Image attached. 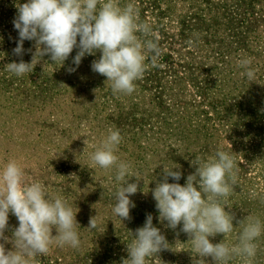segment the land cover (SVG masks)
I'll use <instances>...</instances> for the list:
<instances>
[{
	"label": "rangeland",
	"instance_id": "1",
	"mask_svg": "<svg viewBox=\"0 0 264 264\" xmlns=\"http://www.w3.org/2000/svg\"><path fill=\"white\" fill-rule=\"evenodd\" d=\"M25 2L0 0V167L15 159L26 180L42 182L49 196L65 197L77 211L81 240L78 249L54 244L31 264H122L149 213L170 248L147 264H195L201 258L180 231L182 224L172 230L160 221L151 190L163 179L164 166H180L178 182L184 185L195 171L191 161L217 150L236 161L237 184L225 198V210L235 219L231 233L210 241L232 247L243 228L238 221L252 216L264 223V0H120L138 9V22L151 26L150 38L161 49L156 66L145 61L131 95H114L111 82L92 71L99 52L86 55L73 73L67 68L76 67L75 49L63 66L46 56L32 73L17 77L6 71V64L20 60L13 55L18 40L13 19L17 3ZM24 49L23 60L31 62L27 50L34 51L33 42L25 41ZM243 58L252 60L254 81L241 75L237 61ZM109 129L120 130L117 155L140 178L130 197L136 205L130 220L120 221L112 212L119 187L114 170L90 162ZM91 217L98 227L89 231ZM9 225L18 226L11 213ZM256 243L252 264H264V233ZM229 264L243 261L234 256Z\"/></svg>",
	"mask_w": 264,
	"mask_h": 264
},
{
	"label": "clouds",
	"instance_id": "2",
	"mask_svg": "<svg viewBox=\"0 0 264 264\" xmlns=\"http://www.w3.org/2000/svg\"><path fill=\"white\" fill-rule=\"evenodd\" d=\"M16 8L13 26L18 40L13 55L20 60L6 64L5 68L17 77L32 73L46 56L51 63L63 66L75 49L72 64L76 67L67 68L73 73L86 55L99 52V58L91 63L92 71L111 82L114 95H131L135 82L144 76L145 61L156 66L161 55L158 40L150 38L151 26L138 22V9L132 3L121 6L120 0H27L17 3ZM25 41L33 42L34 51L27 50L32 54L31 62L22 58ZM237 65L244 69L242 76L250 82L255 80L251 58L240 59ZM122 140L119 129H109L90 155L92 167L115 172L119 187L114 193L112 212L120 221L131 219L130 210L136 205L130 197L137 193L140 180L133 174L130 162L117 155ZM191 164L195 171L187 176L184 185L178 182L182 177L180 166H164L163 179L151 190L160 221H166L172 230L182 224L180 231L188 235L196 256L201 258L195 264H205L207 257L213 264H229L234 256L240 257L243 264H252L258 250L256 241L264 233L259 217L248 216L238 221L243 228L235 246L229 247L223 240L214 244L209 239L217 234L226 236L234 229L235 216L225 210V198L237 184L234 156L217 150L207 159L196 157ZM131 177L137 182L129 183ZM169 178L176 182L169 183ZM256 195L252 193L253 197ZM10 213L16 217L17 227H10ZM76 214L65 197L49 196L42 182L26 180L21 164L10 159L0 167V264H31L32 258L47 255L54 244L78 249L81 240ZM97 227L96 217H91L87 229ZM9 244L11 249L6 248ZM169 246L149 213L127 245L128 258L122 264H147L148 258H158Z\"/></svg>",
	"mask_w": 264,
	"mask_h": 264
}]
</instances>
